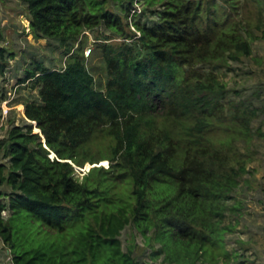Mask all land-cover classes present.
<instances>
[{
	"label": "trees",
	"instance_id": "1",
	"mask_svg": "<svg viewBox=\"0 0 264 264\" xmlns=\"http://www.w3.org/2000/svg\"><path fill=\"white\" fill-rule=\"evenodd\" d=\"M18 1L33 36L65 59L25 71L20 83L37 98L0 139L11 264H244L227 237L243 217L256 112L219 74L251 56L257 37L243 8L262 1ZM87 32L103 83L84 55ZM3 40L0 28V112Z\"/></svg>",
	"mask_w": 264,
	"mask_h": 264
},
{
	"label": "rangeland",
	"instance_id": "2",
	"mask_svg": "<svg viewBox=\"0 0 264 264\" xmlns=\"http://www.w3.org/2000/svg\"><path fill=\"white\" fill-rule=\"evenodd\" d=\"M261 1V9L253 3H247L243 8V19L252 25L257 37L252 45L251 56L240 64H234L231 72L221 71L219 74L229 89L239 92V96L231 94L232 98L243 99L256 112L252 122L253 140L248 148L251 157L247 167L249 173L238 189L243 217L236 232L227 237L228 248L237 249L243 255L241 260L245 261L244 264H264V0ZM29 26L30 13L23 3L18 0H0V28L4 36L2 47L6 51L7 62L3 84L7 93L13 95L9 118L15 120L16 124H23V103L37 98V90L31 88V82L20 83L25 71L31 68L34 61L43 62L50 69H61L65 59L64 52L54 40L36 39ZM95 34L86 33L88 43L85 50L91 48L89 67L95 68L97 82L103 83L105 71L99 56L94 53ZM34 131H37L35 127ZM5 163L0 155V164ZM97 166L107 167L108 162L101 161ZM91 167L86 164L81 169H74L77 176L81 177ZM0 190L5 192L8 189L2 186ZM129 232V229L123 232L124 241ZM144 259L147 261L148 258L145 256ZM0 263L11 264L9 250L1 241Z\"/></svg>",
	"mask_w": 264,
	"mask_h": 264
},
{
	"label": "built area",
	"instance_id": "3",
	"mask_svg": "<svg viewBox=\"0 0 264 264\" xmlns=\"http://www.w3.org/2000/svg\"><path fill=\"white\" fill-rule=\"evenodd\" d=\"M91 53V48H88L84 51V55L86 58L89 57ZM13 100V95L11 93H7L6 99L3 100L1 104V112H0V139L5 137V131L8 129V119H9V112L12 110L10 108V103ZM24 117V115H23ZM2 133H4L2 135Z\"/></svg>",
	"mask_w": 264,
	"mask_h": 264
},
{
	"label": "water",
	"instance_id": "4",
	"mask_svg": "<svg viewBox=\"0 0 264 264\" xmlns=\"http://www.w3.org/2000/svg\"><path fill=\"white\" fill-rule=\"evenodd\" d=\"M34 124V126H35V123H33ZM35 132H39V130L37 129V131H35Z\"/></svg>",
	"mask_w": 264,
	"mask_h": 264
}]
</instances>
